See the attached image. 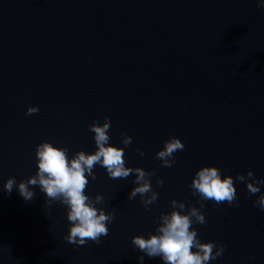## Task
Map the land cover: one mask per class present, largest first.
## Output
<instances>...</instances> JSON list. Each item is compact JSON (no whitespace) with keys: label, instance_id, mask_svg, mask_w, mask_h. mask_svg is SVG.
<instances>
[{"label":"water","instance_id":"water-1","mask_svg":"<svg viewBox=\"0 0 264 264\" xmlns=\"http://www.w3.org/2000/svg\"><path fill=\"white\" fill-rule=\"evenodd\" d=\"M38 106V114L27 109ZM111 118L109 143L124 147L128 167L155 170L158 201H129L135 175L110 179L97 165L86 194L115 211L107 237L85 246L64 240L70 223L59 202L49 209L34 187L26 202L4 184L38 171L36 147L48 141L96 151L89 125ZM177 137L185 144L172 168L156 153ZM142 150L144 157L139 155ZM264 178V9L257 0H0V264H139L136 235L156 234L172 199L199 207L189 187L196 172ZM163 179L164 185L156 184ZM239 206L205 201L202 243L226 245L210 264H264V211L246 183ZM32 187V186H30ZM46 213L50 214L49 219ZM10 246V247H9ZM144 264H163L144 256Z\"/></svg>","mask_w":264,"mask_h":264},{"label":"clouds","instance_id":"clouds-1","mask_svg":"<svg viewBox=\"0 0 264 264\" xmlns=\"http://www.w3.org/2000/svg\"><path fill=\"white\" fill-rule=\"evenodd\" d=\"M257 7L264 9V0H257ZM40 111L38 106H30L26 115L32 116ZM111 118L105 117L101 124L99 120L89 125V131L94 133L96 151L86 153L81 150L69 159L68 147H57L51 142L44 141L36 147L38 171L30 178L17 184L15 177H10L4 184V190L11 196L14 189L26 202L35 197L34 187L46 195L45 205L50 209L54 203L59 202L67 210V220L70 223L69 232L64 240L76 246H85L89 241L99 245L102 237L109 235V224L115 220V211H106L98 208L105 198L98 194L95 198L86 194L91 181L97 180L94 169L99 165L106 169L110 179H127L135 175L133 183L136 185L129 194L131 201L138 195L145 209L158 201L160 193L152 186L151 178L156 175L155 170L146 171L141 167H128L125 158V149L132 145L133 137L121 133L124 147H117L109 143ZM185 144L181 139L172 137L164 142V146L156 153V159L161 161V167L172 168L176 165V153L182 152ZM144 157L146 153L138 150ZM246 183L249 195L261 193L264 178L255 176L252 169L247 174L240 173L235 178L226 177L216 166L200 168L189 187L194 196L199 197V207L186 206L185 201L172 199V211L161 213L158 220L156 234L149 233L148 238L136 235L132 238L133 246L144 255L138 257L139 264H144V256L150 259L161 258L163 264H210V261L223 256L226 245L215 241L202 243L198 231L193 225L207 223L205 214L201 209L206 207L205 201H212L216 205L228 204L239 206L235 181ZM156 184L163 187L164 180L157 179ZM32 186V187H30ZM253 207L264 211V194L253 201ZM48 213L46 216L49 219ZM10 247V246H9Z\"/></svg>","mask_w":264,"mask_h":264}]
</instances>
